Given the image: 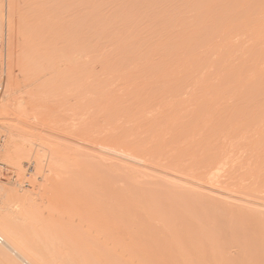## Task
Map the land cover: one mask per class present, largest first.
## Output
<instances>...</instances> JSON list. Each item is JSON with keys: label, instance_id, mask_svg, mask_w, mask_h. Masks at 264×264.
I'll list each match as a JSON object with an SVG mask.
<instances>
[{"label": "bare ground", "instance_id": "bare-ground-1", "mask_svg": "<svg viewBox=\"0 0 264 264\" xmlns=\"http://www.w3.org/2000/svg\"><path fill=\"white\" fill-rule=\"evenodd\" d=\"M12 1L13 4L10 2L12 5L8 3L10 7L8 6V12H6L5 30L7 38L11 37L12 43L7 59L9 58L11 62L15 63L19 58L17 59L14 53L17 44L15 45L16 36L13 38L12 32L15 29L19 30L18 26L23 28V25H27L25 21L24 23L20 20L25 14L24 9V14L21 13V9L25 6L21 1L26 0ZM87 1L85 6L74 14V18L71 17V21L74 23L67 29L68 33L66 35L64 33L65 36L61 37V39L63 38L62 44L59 43L65 48L64 52L62 48V59L59 62L67 61L72 65L71 68L70 66L68 68L70 78L73 77L72 82H74H71V85L74 84V89L78 94H83V89H85L86 82L83 85L84 76L82 73L91 62V49L95 48L93 46H96L98 41L101 44L100 39L103 41L105 37L109 38L110 35H114L115 33L111 29L119 24V20H117V24L114 19L105 18V0ZM155 1L143 0L142 2L146 4L141 2L140 7L130 9V11L136 12L135 18L125 19V25H123L125 28L137 27L140 29L138 32L140 36L137 38L138 44L133 49L135 53L129 58L130 64L125 71H122L116 62L111 61L108 53H105V93L103 96L111 103L109 101L106 103L99 98L105 103L104 110H98L100 106L98 107L95 103L98 107L97 111H104V116L101 115L103 120L102 127L100 126L102 129L100 130V133L102 132L100 149L92 146L95 142H92L95 131L91 138L92 129L90 128L91 132H89V124H86L89 120L87 121L86 118L84 124L80 122L81 124L78 123L80 124L78 125L71 113L70 117L74 119L71 125L73 126L72 131L75 130V132L70 131L72 127L69 131L67 130L70 133H67L66 136H61L62 132L60 131V134L57 129H48L47 127H45L47 134L42 132V136L50 135L49 137L52 136L53 139L51 138L50 142L47 136L45 144L41 143V150L44 151L41 156L47 158L48 163L50 162L49 166L47 161L43 162L46 160L43 157L40 162L44 166L42 163L41 166L44 167L42 168L44 170L48 164V168L54 169L55 174L53 172V174H48L51 180L47 181L46 179L44 181L47 183L42 182L43 184L38 186L43 190L50 189L48 190V192L51 191L50 193L54 188L57 194L53 196L54 192L49 193V198L46 194L47 197L38 199L33 191V187H36L35 182L33 189L14 188L10 193L8 192L10 187L7 192L1 190L0 187V234L5 239V242L0 243L1 249L4 251L3 248H11L14 251L13 254L18 255L16 256L17 261L12 255H8L6 250L0 255V264H21L19 258L29 264H37L38 261L45 260L37 248L36 250L31 247L27 249L25 241L19 240L16 235L19 229L16 230L12 226L13 223L20 221L23 224L30 223L28 224L30 226L33 222H38L37 225L45 222V225L50 227L48 230L52 235L55 230L53 227L63 226L61 221H57L58 213L61 214L60 217L63 214L72 213L67 214V218L73 216V219L76 218L75 215L79 216V214L73 213V208L75 209L80 201L79 208L82 201L90 202L88 195L92 193L90 190H94L91 188L97 181L100 186V198L98 200V195L96 198L99 201V212L95 206L94 213L97 210L96 216L99 214L100 217L96 225L94 223L95 228L93 229L94 226H91L92 231L95 230V232L88 233L84 229L88 223L85 226L86 222L82 223L79 220L80 218L84 219L85 214H89V211L77 219L86 232L82 230L78 222L76 223V219L73 220L69 217L66 224H72L70 228H73V231H71V235L67 230V236H65L70 243L67 240H64L67 243L61 242L63 240L61 237L59 239L61 243L65 244L64 247L71 244L70 248L66 250L64 248V252H74L73 255L76 253L77 256L83 250V254H85V250H87L89 251L86 252L87 258L91 256L90 252L94 255H97L99 250L106 253L104 247L110 239L106 242L105 239L112 238L117 242L113 241L110 246L112 250L109 248L108 253L113 250L115 252L119 246L121 247V244H123L122 247L126 245V248L123 247L125 254L129 253L137 245V240L139 244L143 242L140 238L143 232L142 228L138 232L141 234L138 235L137 232H134L135 228L132 231L129 225L135 223L138 226L136 230H138L144 224L143 220L147 222V218L148 225L152 224L150 221H154V223L157 221L158 227L159 225L168 227V230L170 228L173 234L175 232L179 235L178 237H181L183 249L180 248V257L183 258H179V262L182 260L180 264H264V0H238L232 5L227 0H157L156 3ZM114 2L116 1L114 0ZM168 2L172 3L173 8ZM144 4L145 6H143ZM3 6V1L0 0L1 30H3L4 23ZM42 6L38 8L44 16L47 11L45 10L46 6L45 8L44 5ZM141 7H145V9L141 11ZM9 8L12 9L10 12ZM38 17L37 19L40 18ZM157 18H170V21L154 22L153 19ZM41 21L43 22V20ZM41 21L37 22L38 28L32 29L31 34L26 31L28 34L26 33L24 38L27 42L25 44H28L25 47H30V52L27 47H24L28 52L27 54L25 51L24 55L30 54L31 56L28 57H31V62L34 64L37 61L46 62L47 58L51 59V50L54 51L53 40L55 49L61 48H59L55 37L54 39L51 36L48 38L46 30H41ZM29 25L26 28H29ZM17 32L16 35H18ZM148 32L156 35L151 36L149 44L145 47L140 38H143V34ZM171 34L179 36L177 42L168 39ZM204 34L209 35L208 40L201 42L204 48L197 53H191L190 49L194 43ZM123 40L118 36L116 42L121 43ZM26 61L24 60V65L27 63ZM7 62L9 63V61ZM4 64L0 68V76ZM31 64H28V68L25 66V69L29 70ZM53 64L55 65V62ZM66 72L64 71L67 75L68 72ZM17 79L13 70L9 72L7 69L5 85L3 81L0 83V91L3 90L0 97V124L3 126L9 125L11 121L23 123L20 116L16 115L18 90L21 89ZM18 85L20 89H18ZM117 85L122 86L127 101L134 98L135 102L131 101V103H134L135 106L127 104L125 101H123L125 102L123 106L117 101L116 106L112 103L109 98L112 97ZM87 87L89 89V86ZM76 92L75 97L77 96ZM72 93L74 92L72 91ZM69 95L72 97L71 93ZM76 102L79 104L78 100ZM73 104L74 106L71 101V105H68L75 109V101ZM119 105L122 107V110H118L121 123L114 124L113 116L115 110L120 108ZM76 109H78L79 115L81 108L79 109L77 106ZM87 111L95 114L94 110L93 112L92 110ZM74 114L76 113L74 112ZM82 114L86 115V111L80 113L79 117L84 121ZM92 121H94L93 118ZM94 124L92 122V126ZM17 136L16 133L10 134L7 156L13 158L14 166L21 171L23 159L28 156L32 157L33 150L28 148L29 146H26L23 139L20 140V137ZM58 138H61L59 142ZM96 138L98 139V136ZM93 139L95 140V138ZM52 140H57V142L53 143ZM98 143L100 144V142ZM47 150H49V154H45ZM3 162L0 161V166H3ZM1 180L3 181V179H0V185L3 186ZM26 183L28 186L32 185L30 182ZM90 199L92 201V198ZM85 207L87 208V206ZM2 210L5 213L4 211L2 213ZM81 210L77 211L80 213ZM116 210L120 213L115 212ZM140 210L141 215L137 216L136 212ZM142 210L149 214L145 215L143 212L144 215H142ZM46 213L48 217H45ZM94 213H91L93 217H95ZM117 213L118 217L115 216ZM55 215L57 216L56 221L52 220ZM63 216L65 217V215ZM83 219L82 221L86 220ZM91 219L93 220V218ZM92 220H89L91 225L94 222ZM11 221L12 224L9 227ZM137 223H140L141 226ZM121 225H128L130 238H134L137 233L136 236H139L142 241L137 238L135 244L134 240L131 243L125 238L126 241L120 243L124 236L121 235V238L117 229ZM46 226L43 223L41 227L44 230H41L48 237ZM151 226L153 228V224ZM108 228L109 231L106 232ZM124 228L127 231L125 226ZM149 231L150 234L153 233L151 230ZM28 232L30 234V231ZM131 232H133V237H131ZM45 233L43 234L45 235ZM157 234L155 232V236ZM49 238L51 239V236ZM44 239L46 238L43 236ZM52 239L47 241L48 247L50 241H55ZM169 239L171 242V237ZM157 240L158 238L156 242ZM162 240L159 238V241ZM173 241L171 243H174ZM127 243H134V245L130 244L127 247ZM146 243L148 244V240ZM52 244L54 243L52 242ZM99 245H104L103 249ZM142 245L144 243L138 245L140 247L137 246V249L135 247V251L133 250L137 252V255L142 256L146 253L149 255L150 253L156 259L158 256L161 258L159 248L158 252L157 249H155L156 252L153 248L151 249L152 243L149 244L150 249L146 245H144L145 248ZM57 251L59 252L58 249ZM153 252L154 254H152ZM170 252H172V248ZM62 255L64 256V253ZM167 255L170 257L169 253ZM97 256H95V260L99 258L100 254ZM108 256L111 258L110 253ZM84 259L87 260L86 255ZM92 259L91 256V261L88 260L89 264L90 262L93 264ZM156 259L154 262L160 264L162 260L159 262ZM113 260L109 259V261ZM166 260H163V264H166ZM74 261L75 264H83L84 260L78 256V260ZM98 261L100 262L99 259ZM173 261L176 262L174 259H172V263L170 260L167 262L173 264ZM48 262L43 261L42 264H49L50 262ZM99 262L98 264H104L102 259L101 263ZM144 262H148V260ZM179 262L177 260V264ZM95 264H97L96 261Z\"/></svg>", "mask_w": 264, "mask_h": 264}, {"label": "rangeland", "instance_id": "rangeland-1", "mask_svg": "<svg viewBox=\"0 0 264 264\" xmlns=\"http://www.w3.org/2000/svg\"><path fill=\"white\" fill-rule=\"evenodd\" d=\"M3 1V4H4V8H3V10H4V19H3V21H4V23H3V30H1L0 29V39H2L3 40V42H4V45L2 46V49H1V54H2V57L5 59V66L2 68V70H1V76H0V83L3 81V84L5 85V75H6V72H7V69H8V71L10 72L11 70H13V72H14V74H15V76H16V78H18L17 80L19 81V85L21 86V89H20V87H19V85H18V89H20V91L18 90V100H17V104H18V107L16 108V110H17V112H16V115H18V116H20L19 118H21L23 121V123L22 124H19V123H15L14 121H11L10 123H9V125H1L0 124V132L4 135V141H3V147H2V149H1V151H0V161L1 162H3V166H0V179H3V181H2V185L6 188H4L3 186H1L0 185V187H1V190H5L6 192L8 191L9 193H10V191H13V189L15 188V189H22V190H26V189H33V191H34V194H35V196L38 198V199H41L42 197H47L48 195H50V194H52L53 192V196H54V194H57L54 190V188L52 189V193H50V192H48V190H50V189H41L40 188V186H41V184H45V183H47V181L50 179L51 180V177L48 175V174H55V172H53L54 171V169L52 170L51 168H48V164H49V166H50V162L48 163V161H47V158H45L44 156H41V154L42 153H44V151L43 150H41V143H43V144H45V141L47 140V136L49 137L50 135H45V136H42V134L44 133L45 134V132L47 131L46 129L48 128V129H57V131H59V133H60V131L62 132V135L61 136H66L67 135V133L69 134L70 132H68L69 131V129H70V131L73 133V132H75V130L74 131H72L73 130V126H71L72 125V123L74 122V119H75V123H80V122H82L83 124H84V122L86 121V118H87V121H88V123H86V124H89L88 125V127H89V129L91 128L92 129V133L90 134V137L91 136H93V133H94V131H95V133H94V136H93V138H95V140L92 138V142H100V144L98 143L97 144V142H96V144H95V142H94V144H92V146H93V148H95L96 147V149L97 148H99L100 149V145H101V137H102V135H101V133H100V130H102L101 129V127H102V120L103 119H101V118H103L101 115H103L104 116V109H103V107H104V105H105V103H103L102 102V100L100 101V99L99 98H101V99H103V101L105 102L106 101V103L109 101H107V100H105V99H107L106 97H104L103 95H104V93H105V53H108L107 55H108V57L109 58H111V61H113V62H116L117 64H118V66H119V68L120 69H122V71H125V69L128 67V65L130 64L129 63V58L132 56V54L133 53H135L134 52V48L137 46L136 44H138L137 43V38H138V36H140L139 34H138V32L140 31V29H138L137 27H127V28H125L123 25H125V19L126 18H135V16H136V12H134V11H130V9H134V8H136V7H138L139 6V4H141L142 5V3H145V2H142L141 0L139 1V0H115L116 2H114V0H105V18L107 17L108 19H114L115 20V23L117 22V20H119V24H118V22H117V24L119 25H117V27H115V28H112L111 30H112V32L113 33H115L114 35H110V37L109 38H107V37H105L104 39H103V41H102V39H100L101 40V44H99L100 43V41H98L99 43V46H97L98 44H96V46L94 45L93 47H95V48H93V49H91V56H92V58L90 57V60H91V62H89V65L88 66H86V70L82 73L83 74V76L86 78H84L83 77V85H84V83L86 82V84L84 85V87H85V89H83L84 90V92H83V94H78L77 92H76V90L74 89V84H72L71 85V82L73 81V77L72 78H70L71 76H70V73H69V66H70V68H71V64L69 63V62H65L64 61V63L62 62V60L59 62V60L60 59H62V57H61V51H62V46H60V44H62L61 43V41H62V39H61V37L63 36H65L68 32H66L67 31V29H69V27H70V25L71 24H73L74 22L73 21H71V17H73L74 16V14L76 13V12H78L79 11V9H82L84 6H85V4H86V2H88L87 0H26V1H21V3L22 2H24V4L23 5H25V6H23V8L21 9L20 7V9H21V13H23L24 14V10H25V14L24 15H22V16H24V17H22V18H24V19H20L21 21H25L24 23L25 24H27L26 26L25 25H23V22H22V25H23V28L21 27V26H18L17 28H19V30L18 29H15V30H13L14 32H12L13 33V35L17 32V34L19 35H12V37L14 38L15 36L17 37H15V45H16V50H15V55L17 56V61L15 62V63H13V62H11V60L8 58L7 59V54H8V52L10 53V51H11V48H12V43H11V37H9L8 36V38H7V34H6V12H8V6L10 7V5L8 4V3H10V2H12V4H13V1L12 0H1V2ZM35 1V2H34ZM41 1V2H40ZM113 1V2H112ZM153 1H155V0H153ZM157 1V0H156ZM156 1H155V3H156ZM229 3H230V5H232V4H234L236 1H238V0H227ZM26 2V3H25ZM38 2V3H37ZM142 2V3H141ZM151 2V1H150ZM20 3V4H21ZM29 3V4H28ZM32 3V4H31ZM40 3V4H39ZM11 4V3H10ZM11 4V5H12ZM34 4V5H33ZM146 4V3H145ZM145 4L143 5V6H145ZM168 4L172 7V3L171 2H168ZM22 5V4H21ZM42 5H44V8H45V6H46V8H45V10L47 11V12H45V15L43 16L42 15V13H40V11H39V8L38 7H43ZM53 5V6H52ZM20 6V5H19ZM37 6V7H36ZM140 7V6H139ZM168 7V6H167ZM185 7H187L186 5H185ZM38 8V9H37ZM48 8H50V9H48ZM173 8V7H172ZM10 9V8H9ZM24 9V10H23ZM31 9V10H30ZM41 9V8H40ZM145 9V7H141V11H143ZM12 9H10L9 10V12L11 11ZM138 10V9H137ZM23 11V12H22ZM31 13V14H30ZM46 13H47V15H46ZM140 13V12H139ZM20 14V13H19ZM38 14V15H37ZM42 15V16H39V15ZM141 14V13H140ZM20 15V16H21ZM142 15H143V12H142ZM28 16V17H27ZM41 18V17H43V19H40L39 17ZM37 17L39 18V19H37ZM74 18V17H73ZM72 18V19H73ZM170 18H171V16H170ZM170 18H168V19H163V18H157V19H153V21L154 22H169L170 21ZM107 19V20H108ZM32 22H31V21ZM38 20V21H37ZM41 20H43V22L41 21ZM107 20H105V21H107ZM29 21V22H28ZM35 21V22H34ZM39 21H41L42 23L40 24V27H42L41 28V30L43 29L44 31L46 30V32H47V34H48V38H50V36L54 39V37H55V39L57 40V44H58V46H59V48L60 49H55V46H53L54 45V43H53V41H52V47L54 48V51H53V49H52V47H51V52H52V54L50 55L51 56V59H48L47 58V60H46V62H39V61H37V63H33V62H31V57H28V56H31L30 54L29 55H24L25 54V51H26V53L28 54V52H30L29 51V46H26L28 49V52H27V50L25 49L26 47H25V45H28V44H25V43H27V42H25V36H26V31H28V33H30L31 34V32H32V29L34 30V29H36V28H38V23L37 22H39ZM21 23V22H20ZM135 23V22H134ZM31 26H30V25ZM34 24V25H33ZM20 25V24H19ZM28 25H29V28H26V27H28ZM36 26V27H35ZM21 27V28H20ZM71 27H72V25H71ZM24 28H26V29H24ZM22 29V30H21ZM12 31V30H11ZM69 31V30H68ZM122 31H124V32H122ZM23 34H21V33ZM4 33V34H3ZM27 33V34H28ZM64 33H65V35H64ZM122 33H124V34H122ZM3 34V35H2ZM122 34V35H121ZM153 34H155V33H150V32H148L147 34L146 33H144L143 34V38L141 37L140 38V40H141V43L143 44V45H145V47L149 44V40L151 39V36L153 35ZM10 36H11V34H9ZM156 35V34H155ZM4 36V37H3ZM121 37V38H123L124 40L120 43V42H116V39H117V37ZM168 37V36H167ZM178 38H179V36H177L176 34H171V35H169V40H173V41H175V42H177V40H178ZM208 38H209V35L208 34H204L202 37H201V39L199 40H197V42H195L194 43V45H193V47H192V49H190V52L191 53H197V52H199L200 50H202L203 48H204V46H203V44H201V42L202 41H206V40H208ZM20 39V41H17V40H19ZM9 40V41H8ZM182 40V39H181ZM17 41V42H16ZM180 41V40H179ZM24 42V43H23ZM56 42V41H55ZM172 42V41H171ZM174 42V43H175ZM60 43V44H59ZM25 47V48H24ZM145 47H143V48H145ZM8 48V49H7ZM10 49V50H9ZM64 50H65V48H63V52H64ZM63 52H62V54H63ZM48 53H49V50H48ZM50 54V53H49ZM10 55V54H9ZM23 56H25L24 58H23ZM46 57H47V54L45 55ZM45 56H43V57H45ZM24 60H27L26 62V64L24 65ZM44 60V59H43ZM52 60H53V63L55 62V65L52 63ZM7 61H9V63L7 62ZM29 61V62H28ZM45 61V60H44ZM51 61V62H50ZM14 65H13V64ZM31 64L30 65V69H31V71H32V69H33V72H31L30 71V69L28 70V69H25V66H27V68H28V64ZM68 63H69V65H68ZM37 64V65H36ZM42 64V66H43V69H42V66H39V65H41ZM44 64V65H43ZM45 64H46V66H45ZM35 65V66H34ZM51 65V66H50ZM53 65H54V69H53ZM59 65H61V66H59ZM22 66V67H21ZM31 66H32V68H31ZM49 66H50V68H49ZM36 68V70H34ZM61 68V69H60ZM47 69V70H46ZM63 69H64V71L66 72L67 71V69H68V74L66 75L65 73H64V71H63ZM37 70H40V71H37ZM29 71V72H28ZM36 71V72H35ZM45 71V72H44ZM39 74H38V73ZM60 72V73H59ZM66 72V73H67ZM86 72V73H85ZM30 73H32V74H30ZM34 73V74H33ZM36 73V74H35ZM59 73V74H58ZM81 74V75H82ZM35 75H37V76H35ZM87 75V76H86ZM71 80V81H70ZM86 80V81H85ZM88 80H90L89 82H88ZM91 82V83H90ZM69 83V84H68ZM72 83H74V82H72ZM94 84V85H93ZM63 85V86H62ZM96 85H98V86H96ZM62 86V87H61ZM87 86H89V89H88V87ZM104 87V89H103V87ZM64 87H65V89H64ZM71 87H73L72 88V91L74 92V93H72V91L70 92V89H71ZM83 87V88H84ZM3 88H4V86H3ZM91 88H92V90H91ZM75 91H74V90ZM102 89H103V91H102ZM115 92H113V95H112V97H110L109 99L110 100H112V103L116 106L117 105V103H121V105L123 106L124 105V103L126 102L127 104H130V105H133V106H135V104L134 103H131V101H134L133 99L134 98H132V97H129V98H132V99H129L128 101H127V98L124 96V92H123V89H122V86L120 85H117L115 88ZM62 90H64V91H62ZM3 91V90H2ZM2 91H0V97H1V94H2ZM88 91H90V93H88ZM92 91H93V93H92ZM101 91V92H100ZM75 92H76V94H77V96L75 97ZM97 94L98 93V95H95V93ZM45 93V94H44ZM69 93H71V96L72 97H70V95H69ZM92 93V94H91ZM47 94V95H46ZM68 94V95H67ZM89 96H88V95ZM79 95V96H78ZM81 96V97H80ZM87 96V97H86ZM90 96H91V98H90ZM93 96V97H92ZM99 96V97H98ZM101 96V97H100ZM124 96V97H123ZM70 97V98H69ZM74 97V98H73ZM72 98V99H71ZM126 98V99H125ZM61 99V100H60ZM78 100V103L79 104H77V100ZM113 99H114V102H113ZM122 99H124V100H122ZM92 100H93V102H92ZM119 100H120V102H119ZM121 100H122V102H121ZM62 101V102H61ZM64 101H65V103H64ZM68 101H70V102H68ZM71 101H72V106H74V104H73V102L75 101V103L77 104V106L79 107V109H80V112H79V115H78V109H76L77 108V106H76V104H75V109L73 108V107H71V106H69V105H71ZM80 101V102H79ZM95 101V102H94ZM116 101H117V103H116ZM123 101H125V102H123ZM82 102H84V103H82ZM110 102V101H109ZM108 102V103H109ZM130 102V103H129ZM135 102V101H134ZM98 105V107H99V109H98V107L96 106V104ZM111 103V102H110ZM69 104V105H68ZM89 104V105H88ZM93 104V105H92ZM63 107H62V106ZM80 105V106H79ZM101 105H103V106H101ZM91 106V107H90ZM93 106H94V109H92L93 108ZM61 107V108H60ZM69 109H68V108ZM73 109H71V108ZM102 107V108H101ZM119 107H120V105H119ZM65 108V109H64ZM86 108V109H85ZM91 108V109H90ZM95 108H96V111H95ZM63 109V110H62ZM97 109L98 110H101V109H103L102 111H97ZM60 110V111H59ZM71 110V111H70ZM83 110V111H82ZM87 110H92V112H93V110H94V112H95V114L94 113H90V111L88 112ZM118 110H122V107H120L119 109H116L115 110V113H114V121H113V123L114 124H120L121 123V118L120 117H118L119 116V114H118ZM63 111V112H62ZM85 111H86V115L85 114H82V116H83V118L85 119L84 121H83V119L82 118H79L80 117V113H85ZM74 112L76 113V114H74ZM99 112V113H98ZM102 112H103V114H102ZM71 113H73L72 114V117H74V119H72V117H70L71 115ZM96 113H97V115H96ZM88 114V115H87ZM81 116V117H82ZM90 116H91V119H90ZM76 117H77V120H76ZM66 118H67V120H66ZM89 118V119H88ZM92 118H93V120L94 121H92ZM98 118H100V119H98ZM78 119H80V120H78ZM82 120V121H81ZM99 120V121H98ZM100 120H101V122H100ZM62 121V122H61ZM63 121H64V123H63ZM78 121V122H77ZM98 123H97V122ZM59 122V123H58ZM92 122L93 123H95L94 124V126H92ZM66 123H67V125H66ZM74 123V124H75ZM96 123L98 124L97 126H96ZM100 123V124H99ZM81 124V123H80ZM80 124H78V125H80ZM48 125V126H47ZM76 125V124H75ZM67 126V127H66ZM92 126V127H91ZM101 126V127H100ZM45 127H47V128H45ZM57 127H59V128H61V129H59V128H57ZM69 127V128H68ZM99 127V128H98ZM91 129L89 130V132H91ZM68 130V131H67ZM44 131V132H43ZM56 131V132H57ZM43 132V133H42ZM16 133V136L17 137H20L19 139L20 140H22L23 139V142L26 144V146L28 147V148H32V150H33V156L31 157V156H28V157H25L24 159H23V166L21 167V171H20V169H18L16 166H14V160H13V158L11 159L10 157H8L7 156V147H8V144H9V137H10V134H15ZM58 133V132H57ZM64 133V134H63ZM97 133H100V135L98 134L97 135ZM46 134H47V132H46ZM61 134V133H60ZM42 136V137H41ZM58 136H60V135H58ZM96 136H98V139H99V137H100V140H98L97 138H96ZM40 137V138H39ZM53 137H54V135H53ZM56 137H57V135H56ZM51 138H52V136L51 137H49V139H50V142H51ZM46 139V140H45ZM48 139V140H49ZM53 139V138H52ZM56 139V138H55ZM61 140V138H58V142ZM25 140V141H24ZM52 142L53 143H56L57 142V140L56 141H53L52 140ZM91 142V143H92ZM39 144V145H38ZM43 149H44V145H43ZM36 150V151H35ZM42 152H41V151ZM46 150V149H45ZM45 154H49V150H47L46 152H45ZM101 154V153H100ZM99 155V154H98ZM46 156V155H45ZM45 158L46 160H43V162L44 161H47V167H45V171L42 169V168H44L43 166H44V164L42 163V162H40V160H41V158ZM47 157H48V155H47ZM28 162H31V163H33L32 165H33V168H29L28 167ZM39 163H40V165H39ZM41 163L43 164V166H41ZM42 169V171H39V170H41ZM20 171V172H19ZM43 171H44V173H43ZM46 172H48V173H46ZM53 172V173H52ZM35 173V174H34ZM26 176V177H25ZM31 176V177H30ZM33 176V177H32ZM35 176V177H34ZM52 176V175H51ZM25 177V178H24ZM37 177V178H36ZM33 178V179H32ZM22 179H24V180H22ZM35 179H36V181H35ZM47 179V181L45 182L44 180H46ZM22 181H23V183H22ZM26 182H30L32 185H30L29 184V186L28 185H26ZM35 182V183H34ZM38 184H37V183ZM43 182V183H42ZM33 183L34 184H36V187L33 185ZM11 184H13L12 186H11ZM38 185H40V186H38ZM8 186V187H7ZM34 186V187H33ZM10 187V188H9ZM33 187V188H32ZM93 187V186H92ZM99 185H98V181H97V183H95V185H94V187L93 188H91V189H94V190H90V192L92 191V193H90L89 195H88V197H90V198H92V201H91V199L89 198V200H90V202L88 201V203H87V201L85 202V201H82V203H81V206H80V208H79V205H80V202L78 203L79 205H77L76 207H75V209L73 208V213L75 212L76 214H79V216H77V215H75L76 216V218L74 217V219H76V223L78 222L77 221V219H79V217L82 215V216H84V214H85V212H88L89 211V214H85V217H84V219H86L87 220V217H88V220L86 221H82V219L80 218L79 220L83 223V222H86V224L84 223V225L86 226L87 225V223H88V225L86 226V227H84V229L85 230H87L88 231V233L89 232H95V230H93L92 231V227L94 226V223H95V225H96V223H97V221H99V214H97V216H96V212H97V210H98V212H99V209H98V200H99V198H100V196H99V193H100V191H99ZM3 188V189H2ZM9 188V189H8ZM12 189V190H11ZM98 190V191H97ZM47 192V193H46ZM12 193V192H11ZM50 193V194H49ZM94 193H95V195H94ZM13 194V193H12ZM46 194H47V196H46ZM97 195H98V200H96V198H97ZM52 195H51V198L53 197ZM50 196H48V198H49ZM95 198V199H94ZM96 201H97V203H96ZM85 204V206H87V208L85 207V206H83V205ZM88 204V205H87ZM93 206V207H92ZM95 206H96V209L97 210H95V213H94V209H95ZM81 207H82V210H81ZM93 208V209H92ZM86 209V211H84V210ZM87 209H91V210H87ZM77 210H81V212L79 213V211H77ZM3 211L4 210H2V213H3ZM93 211V212H92ZM83 212V213H82ZM115 212H118V213H120V211H115ZM138 212H139V214H138ZM140 212H141V210L140 211H137L136 213H137V216L138 215H141L140 214ZM145 213V215H148L149 214V212L147 213V212H145V211H143L142 210V215H144V213ZM4 213H5V211H4ZM91 213H94V215H95V217H93V214H91ZM114 213V212H113ZM118 213H117V215L115 214V216H119L118 215ZM68 214V213H67ZM63 214V215H65V217L62 215L61 217H60V215H59V213H58V217L55 215V217H54V219L52 218V220H55V218L57 217V221L59 220V221H61L62 222V224H63V226L62 225H57L55 228L53 227V229H55L54 230V232H52V235H53V233H54V236L52 237V235H50L51 233L49 232V230L48 229H50V227L48 228L46 225H45V222H43L44 223V226H46L45 228L48 230V231H46V232H48L49 233V236H51V239L53 238V239H55V241H50V244H49V247H48V245H47V241L48 240H51L50 238H49V236L47 237L46 236V233L45 232H43V233H45V235L42 233V230L41 229H43L41 226L43 225V223H41L40 225L38 224H36V223H38V222H33L31 225L33 226H29L28 224H30V223H25V224H23V223H20V221H15V223H13V227H15V229L17 230V229H19L18 231H17V233H16V235H17V237L19 238V240H24L25 241V246L27 245L28 247H27V249H29V247H31V249H33V250H36V248H37V251L39 252V254L42 256V258H43V256H44V258H45V260L44 259H42L43 261H45V262H48L49 264H55L56 262V264H72V262H74L73 264H75V261L74 260H78V256H79V258H82L84 261H83V264H89L88 263V260H90V257L92 256V263L93 264H95V261H96V263L98 264V262H97V260L99 259L100 260V262L99 263H101V259H102V263H104V264H154V263H157V262H154V260L156 259V258H154L153 257V255H151L150 253H149V255H147V253L145 254V255H140V254H138L137 255V252H134L138 247H140V246H138V245H140V244H143L144 243V245H146V247H149V244L151 245V243H152V245L150 246L151 247V249L153 248V250L156 252V250L155 249H157V252H158V250L160 249V251H161V253L159 254V255H161V258H160V256H158L157 257V261L159 260V262L161 261V263L160 264H163L164 263V261L163 260H166L165 261V263L167 264L168 262V260H170V262L172 261V259H174L176 262H174L173 261V264L174 263H176L177 264V260H178V262H179V258H183V257H180V250L181 249H183V247H182V241H181V237H178L179 235L176 233L175 234V232H174V234H173V232L172 231H170V228H169V230H168V227H166L165 228V226H160L159 224V227L157 226V221L154 223V221L153 222H151L150 221V223H152L153 224V228H152V224L150 225H148V223H149V220L146 218V220H147V222H145V220H143V223L145 224V223H147L146 225H144V227H143V225L141 226V224L139 223H137L138 225H140L141 227L140 228H138V230H136L137 229V225L135 224V223H132V225H129L131 228H132V231H133V229H134V232H140L141 231V228H142V230H143V232H142V234L141 233H138V235H140V238L143 240V242L141 243L140 242V244H139V242H138V240H137V245H135L134 247H133V249H132V251H133V253H132V251H130L131 249H130V247H129V253L128 252H126V254H125V249L123 248V247H125L126 248V243L124 244L125 246H123L122 247V245L123 244H121V247L119 246L118 248H117V250H115V252H114V250L112 251V252H109L110 253V256H111V258L108 256L109 255V253L107 252L108 251V249L110 248L111 250H112V248L110 247L111 246V244H113V241L115 242L116 240L114 239V240H112V238H106L105 239V242L108 240V239H110V240H108L107 241V243H106V246H108V248H105L104 247V250H105V252L106 253H103V252H101L100 250V252L98 251V254L97 255H99L100 254V256H99V258H97V260H95L96 259V257H98L97 255H94L92 252H90V254H91V256L88 254V256H90V257H88L87 258V254H86V252L88 253L89 251H87V250H85V254H83L84 253V250H83V252H81V253H79V255L77 254V256H76V253H75V255H73L74 254V252H72V253H67L66 251L64 252V248H65V250L66 249H68V248H70L71 246V244H67V245H69V246H66V247H64L65 246V244L64 243H67L69 240H67L68 238L66 237L67 236V230H68V232H69V234H71L72 232L71 231H73V228H70V225H72V224H66L67 222H68V219H69V217L67 218V216L68 215H70V214H72V213H70V214ZM121 214H123V212L121 211ZM120 214V215H121ZM49 215V214H48ZM74 215V214H73ZM91 216V217H90ZM45 217H48L47 216V213L45 214ZM143 217V216H142ZM146 217V216H145ZM67 218V219H66ZM71 219H73V216H71L70 217ZM91 218H93V220H94V222H93V224L91 225V224H89L90 223V221L89 220H92ZM73 219V220H74ZM83 219V220H84ZM95 219H96V221H95ZM92 220V221H93ZM48 221V220H47ZM56 221V220H55ZM66 224H64V223ZM81 222L79 223L78 222V224H80V227L82 228V225H81ZM18 223V224H17ZM11 224H12V221H11V223H9V227L11 226ZM17 224V225H16ZM50 224V223H49ZM130 224V223H129ZM23 225H25V226H23ZM36 225H37V227H36ZM51 225V224H50ZM89 225H90V227H89ZM22 226H23V228H22ZM28 226V227H27ZM92 226V227H91ZM124 226L126 227V229H127V231H128V233H126L127 231H125V228H124ZM127 226L128 225H121V227H119L117 230H119V232H120V237L122 238V236H124L123 237V241H120V243H123L124 241H126V239H127V241H135V244H136V239L138 238L139 239V241H142L140 238H139V236H136L137 235V233H136V235H135V237L134 238H130V231L128 230V228H127ZM136 226V227H135ZM149 226H151V227H149ZM156 226H157V229H156ZM22 229H21V228ZM35 227V228H34ZM40 227V228H39ZM52 227V226H51ZM72 227V226H71ZM164 227V228H163ZM12 228V227H11ZM28 228V229H27ZM32 228V229H31ZM66 228H68V229H66ZM89 228V229H88ZM95 228V226L93 227V229ZM148 228V229H147ZM154 228H155V230H154ZM159 228V229H158ZM35 229H37V230H39V231H37V230H35ZM71 229V230H70ZM83 228H82V230L84 231V232H86L85 230H84ZM14 230V229H13ZM15 230V231H16ZM21 230V231H20ZM23 230H25V231H23ZM44 230V229H43ZM58 232H57V231ZM107 230L109 231V228L108 229H106V232H107ZM131 230V229H130ZM140 230V231H139ZM148 230H151V232H153L152 234H150V231L148 232ZM28 231H30V234H28L29 232ZM36 231V232H35ZM51 231H53L52 229H51ZM169 231V232H168ZM32 232H33V235H32ZM148 232V233H147ZM155 232H156V234H157V232H158V234L156 235L157 236V238H158V240H157V242H156V236H155ZM160 232H161V234H160ZM172 233V235H171V233ZM26 235H25V234ZM39 233V234H38ZM40 233H42V234H40ZM132 233V236L131 237H133V232H131ZM21 234H22V236H24V237H22L21 236ZM148 234H150V235H148ZM42 235V236H41ZM59 235V236H58ZM66 235V236H65ZM72 235V234H71ZM122 235V236H121ZM128 235V236H127ZM146 235V236H145ZM160 235V236H159ZM43 236L46 238V239H44L43 240ZM164 236H166V237H164ZM58 239H57V238ZM60 237H61V242H63L64 240H67V242L66 241H64V243H61L60 242ZM65 237V238H64ZM129 237V238H128ZM153 237V238H152ZM162 237H163V240H162ZM169 237H171V242L173 241L174 243H171L169 240ZM34 238H36V239H34ZM42 240H41V239ZM48 238V239H47ZM126 238V239H125ZM159 238L163 241V243H162V241H159ZM177 238V239H176ZM52 239V240H53ZM56 239L58 240V242H60L59 244H58V242L56 241ZM152 239H155V240H153L152 241ZM37 242H36V241ZM148 240V244L146 243V241ZM151 240V241H150ZM166 240H168V241H166ZM46 243H45V242ZM164 241H166V242H164ZM179 241H180V243H179ZM52 242L54 243V244H52ZM109 242H111V243H109ZM117 242V241H116ZM43 243H45V245H46V247H45V245H42ZM69 243H70V241H69ZM120 243H118V244H120ZM132 243V242H131ZM130 243V244H131ZM64 244V245H63ZM92 245H93V243H91ZM129 243H127V247L128 246H130V244L128 245ZM156 244V245H155ZM167 244V245H166ZM173 244V245H172ZM178 244H179V247H178ZM36 245V246H35ZM57 245H58V247H57ZM60 245V246H59ZM91 245V246H92ZM94 245H96V244H94ZM105 245V244H104ZM104 245H99V247L100 248H102ZM131 245H134V243L133 244H131ZM144 245H142V247L144 246ZM159 245V246H158ZM1 246L2 245H0V249H1ZM33 246V247H32ZM97 246V245H96ZM113 246V245H112ZM138 246V247H137ZM155 246V247H154ZM160 246H161V248H160ZM6 247V246H5ZM42 247V248H41ZM48 247V248H47ZM60 247V248H59ZM132 247V246H131ZM135 247H136V249H135ZM150 247H149V249H150ZM165 247V248H164ZM3 248V247H2ZM8 247H6V248H3V249H5L4 251H2V249L0 250V255H2L3 254V252L5 253V251H6V253H8V255H12L15 259H17V257L16 256H18L17 254H13V250L11 249V248H9V249H7ZM38 248H40L39 250H38ZM63 248V250H61ZM98 248V247H97ZM144 248H145V246H144ZM159 248V249H158ZM168 248V249H167ZM171 248H172V252H170L171 251ZM181 248V249H180ZM57 249L59 250V252L57 251ZM99 249V248H98ZM103 249V248H102ZM124 249V250H123ZM166 249H167V251H166ZM170 249V250H169ZM119 250H120V252H122V253H120L119 252ZM140 250H141V248H140ZM163 250V251H162ZM68 251V250H67ZM116 251H117V254L120 256V258H119V256L117 255L116 256ZM124 251V252H123ZM159 251V252H160ZM173 252H174V255H173ZM176 252V253H175ZM64 253V256L62 255V254ZM66 253V254H65ZM104 254V256L102 257V255ZM138 253H140V252H138ZM163 253V254H162ZM166 253V254H165ZM170 254V257H169V255H167V254ZM58 254H59V256H58ZM108 254V255H107ZM114 256H113V255ZM121 254H123V255H121ZM152 254H154V252L152 253ZM172 254V255H171ZM81 255H82V257H81ZM84 255V256H83ZM85 255H86V261H85V259H84V257H85ZM94 255V256H93ZM164 255H165V257H164ZM167 255V256H166ZM48 256V257H47ZM96 256V257H95ZM121 256H123V257H121ZM137 256V257H136ZM174 256H175V258H174ZM62 257V258H61ZM65 257H67L66 259H64ZM142 257H143V260H142ZM145 257V258H144ZM170 258V259H168V258ZM19 258V257H18ZM70 258V259H69ZM101 258V259H100ZM105 258V259H104ZM113 258H114V260H113ZM116 258H119V259H116ZM139 258H141V259H139ZM46 259H47V261H46ZM73 259V260H72ZM107 259V260H106ZM109 259L110 260H113V261H109ZM177 259V260H176ZM122 261V263H121V261ZM146 260H148V262H144V261H146ZM153 260V261H152ZM17 261H18V259H17ZM43 261H41V262H39L38 261V263L37 264H42L43 263ZM91 261V260H90ZM105 261V262H104ZM117 261V262H116ZM19 262L21 263V264H29L28 262H26V261H22V259L21 258H19ZM85 262V263H84ZM150 262V263H149ZM168 263V264H171V263ZM180 262H182V260L180 261ZM180 262L178 263V264H180ZM90 264H91V262H90ZM158 264V263H157Z\"/></svg>", "mask_w": 264, "mask_h": 264}, {"label": "built area", "instance_id": "built-area-1", "mask_svg": "<svg viewBox=\"0 0 264 264\" xmlns=\"http://www.w3.org/2000/svg\"><path fill=\"white\" fill-rule=\"evenodd\" d=\"M4 45V42L2 39H0V68L2 67V65L5 63V59L2 57V54H1V49H2V46ZM3 141H4V135L0 132V151L3 147ZM33 163L31 162H28V167L29 168H33ZM27 184V183H26ZM28 185V184H27ZM5 242V239L4 237L0 234V243H3Z\"/></svg>", "mask_w": 264, "mask_h": 264}]
</instances>
